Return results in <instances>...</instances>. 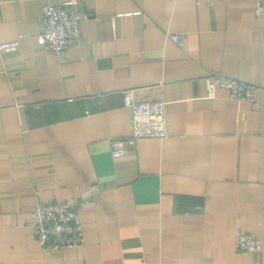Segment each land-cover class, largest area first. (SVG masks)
<instances>
[{"label":"crops","instance_id":"crops-1","mask_svg":"<svg viewBox=\"0 0 264 264\" xmlns=\"http://www.w3.org/2000/svg\"><path fill=\"white\" fill-rule=\"evenodd\" d=\"M0 0V264H264V16L255 0H79L80 42L36 40L42 8ZM166 31L187 33L183 47ZM258 86L208 95L203 75ZM165 103L166 134L127 145L122 91ZM79 205L83 247L42 252L34 192ZM252 232L258 251H238Z\"/></svg>","mask_w":264,"mask_h":264},{"label":"built area","instance_id":"built-area-1","mask_svg":"<svg viewBox=\"0 0 264 264\" xmlns=\"http://www.w3.org/2000/svg\"><path fill=\"white\" fill-rule=\"evenodd\" d=\"M254 13L264 16V0H255ZM86 17L79 0H60L48 3L42 8L41 30L36 36L44 51L61 56L80 42V23ZM166 36L179 47H183L187 33L166 31ZM23 37L0 42V55L15 51ZM204 87L208 95L216 89L228 90L229 97L235 101L256 104L258 86L219 74L203 75ZM145 87L129 88L123 93V105L131 113L132 134L126 142L118 141L111 151L112 157L119 158L126 154L127 145H132L141 138H163L166 132V114L164 101L154 95L143 98ZM30 229L41 250L45 254L55 251L83 247L82 219L79 205L75 201L45 199L40 192H34V207L31 213ZM238 251H258L261 240L252 232H240L235 236Z\"/></svg>","mask_w":264,"mask_h":264}]
</instances>
